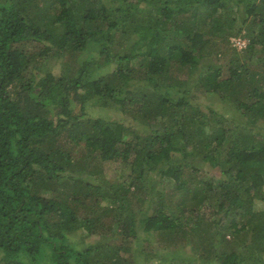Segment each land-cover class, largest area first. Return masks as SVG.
Wrapping results in <instances>:
<instances>
[{"label":"trees","instance_id":"1","mask_svg":"<svg viewBox=\"0 0 264 264\" xmlns=\"http://www.w3.org/2000/svg\"><path fill=\"white\" fill-rule=\"evenodd\" d=\"M106 1L0 0V264H256L264 0Z\"/></svg>","mask_w":264,"mask_h":264},{"label":"rangeland","instance_id":"2","mask_svg":"<svg viewBox=\"0 0 264 264\" xmlns=\"http://www.w3.org/2000/svg\"><path fill=\"white\" fill-rule=\"evenodd\" d=\"M111 1V0H110ZM106 3H109V5H112L113 3L109 2L108 0L106 1ZM147 5H150V4H147ZM151 10H154L153 7L151 6H147L145 8H143L142 10V16H149L150 14H152L150 11ZM143 18H147V17H143ZM142 21V19H141ZM143 22V21H142ZM241 24V23H240ZM238 27L236 28L235 31H237L239 29V25H237ZM243 34H244V31H243ZM248 42V39L241 36V35H236V36H233L232 39H231V47H232V52H233V48H236L238 51H243L245 50L247 47H246V44ZM96 53H94V56H95ZM97 58L99 57V55L97 54L96 55ZM215 58V57H214ZM218 59V58H217ZM218 61H220V59H218ZM209 98V97H208ZM210 102V107H212L215 111H218V112H221L222 114L226 115L225 117H229L227 118L228 119V122L232 119L231 116H234V117H237V118H234L235 119H238V120H242L244 119V117L242 119L238 118L240 117L239 114L235 113L233 109H231L228 105L226 104H222L220 102V100L218 98H210L209 100H207V102ZM206 102V104H207ZM138 106V105H137ZM110 107V108H109ZM109 107H106L105 110L101 109V108H97L96 110H94L93 107H90L89 109L95 113H99V114H102L104 117L108 118V119H112V120H120L122 119V117H125V120H131V121H134L132 119V117H128L126 115H122V113H120L119 111L116 110V108H113L114 106H109ZM128 117V118H127ZM246 120V125H248L249 127H247V129H244L245 131H250L253 129L254 125H256V119L254 120H251V119H247L245 118ZM136 123H138L137 121H135ZM259 124V122H258ZM262 125V124H260ZM126 138H129V136L127 135ZM105 168H103V180L102 181H109V182H112V181H117V180H121V177L122 176H125L127 177L128 173H130V163H124V162H121V161H108L106 162L105 164H103ZM88 169H90V166L87 167ZM86 169V168H85ZM88 169H86L84 171L85 175L79 177V179H82V180H85V181H90V182H94L96 184L98 183H101V179H102V172H101V175H99L98 178H95L96 176L91 174ZM207 173H214L215 175H217V177L219 176V173L217 172V168L215 167H209L207 166ZM88 171V172H87ZM78 175V174H76ZM98 179V180H97ZM166 183V181L164 182ZM174 185L173 182H171L170 184L166 185L167 186V189L168 187H171ZM170 188V189H171ZM166 189V190H167ZM103 204H105V201L103 202ZM158 241V240H157ZM157 243V242H156ZM151 247L150 245H144V244H140L138 246L139 250H143V249H146L144 250L145 251V255L148 256L150 253H151ZM183 259L182 261H177L178 263L177 264H186V260H187V256H183ZM153 262H156L158 263L159 261L157 260V256H154V258H151V263L153 264ZM170 263L171 264H176L174 261L171 262V259H170ZM256 264H264V259L260 260V261H257L255 262ZM168 264V263H166Z\"/></svg>","mask_w":264,"mask_h":264}]
</instances>
